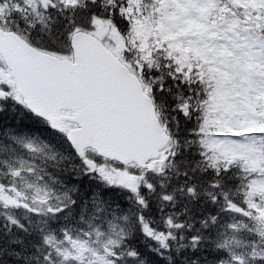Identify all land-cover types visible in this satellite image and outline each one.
I'll list each match as a JSON object with an SVG mask.
<instances>
[{"label": "snow or ice", "instance_id": "obj_1", "mask_svg": "<svg viewBox=\"0 0 264 264\" xmlns=\"http://www.w3.org/2000/svg\"><path fill=\"white\" fill-rule=\"evenodd\" d=\"M0 264H264V0H0Z\"/></svg>", "mask_w": 264, "mask_h": 264}]
</instances>
